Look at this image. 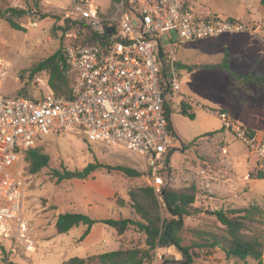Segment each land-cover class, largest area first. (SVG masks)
Listing matches in <instances>:
<instances>
[{"label": "rangeland", "instance_id": "374dc122", "mask_svg": "<svg viewBox=\"0 0 264 264\" xmlns=\"http://www.w3.org/2000/svg\"><path fill=\"white\" fill-rule=\"evenodd\" d=\"M16 1L18 6L29 11L16 18L26 30H17L0 17V55L11 62L4 90L9 95L21 92L37 94L40 91L37 77H45L48 72L41 71L30 78L29 69L63 47L66 37L61 9L71 5V1L38 0L37 5L35 0ZM96 2L102 10L115 4L114 0ZM188 2L199 14L216 13L223 19L242 20L253 28V31L222 32L189 40L178 49L179 63L183 65L179 67L181 96L174 98L169 106L171 123L184 145L172 158L165 187L177 190L196 187L194 206L199 212L185 218L181 233L183 243L191 245L206 243L204 239H210V233H224L225 226L215 214L218 209L258 204L264 210V178L250 181L249 177L250 172L257 174L262 169V163L228 129L205 135L224 127L216 114L221 110L229 111L236 122L264 135V88L232 78L233 72L264 75V5L261 0ZM7 4L12 5V2L7 0ZM44 13L50 15L43 17ZM173 35L176 36L175 33ZM227 53L230 54L229 68L218 67ZM186 97L201 103L189 105L196 114L195 119L181 111ZM197 137L195 144H191ZM38 147L48 153L51 160L47 167L35 174L29 172L26 164L27 184L23 203L24 215L33 224V239L37 247L35 251L27 250L16 238L0 237V264L7 259L19 264H68L74 256L85 257L122 246L146 245L145 237L134 227L120 235L113 227L101 222L102 219L133 214L129 191L149 185L143 157L119 146L91 143L84 133L76 130L47 135ZM225 148L227 153L223 151ZM96 162L105 166L86 176L85 168ZM117 165L137 168L143 174L130 177L120 170L111 169ZM55 169L63 173L71 171L74 175L60 180ZM63 212L88 214L94 219L93 226L102 223L103 226L94 232L102 236V241L88 250L84 248L81 245L85 239L82 238L86 229L84 225L67 233H57L55 222ZM164 215L169 216V213L164 210ZM249 225L250 233L264 240V212ZM160 248L162 257L157 262L153 257L146 264H181L179 261L183 256L178 249L174 246ZM195 250L201 257L194 264H258L252 257L247 260L228 259L219 246H202Z\"/></svg>", "mask_w": 264, "mask_h": 264}, {"label": "built area", "instance_id": "2783aa9c", "mask_svg": "<svg viewBox=\"0 0 264 264\" xmlns=\"http://www.w3.org/2000/svg\"><path fill=\"white\" fill-rule=\"evenodd\" d=\"M69 1L61 15L69 26L63 50L71 96L56 93L49 74L37 77V94L5 93L11 62L0 55V237L16 238L31 251L34 228L23 212L29 149L47 135L76 130L91 143L130 150L144 158L148 184L161 198L172 158L183 147L166 109L181 96L179 47L222 32L253 31L242 20L199 14L188 0H118L106 10L96 0ZM184 103L201 105L192 97ZM216 114L263 168L264 135L227 110Z\"/></svg>", "mask_w": 264, "mask_h": 264}, {"label": "trees", "instance_id": "16d2710c", "mask_svg": "<svg viewBox=\"0 0 264 264\" xmlns=\"http://www.w3.org/2000/svg\"><path fill=\"white\" fill-rule=\"evenodd\" d=\"M37 2L38 0H35L36 5L38 4ZM261 2L264 5V0H261ZM28 11L26 8H19L7 4V0H0V17L5 18L17 30H26L16 18L22 17ZM48 15L50 14L44 13L43 17ZM62 28L67 30L69 26L65 25ZM229 61L230 54L227 53L224 62L218 65V67L229 68ZM178 66L182 67L183 65L178 63ZM211 67L215 68L216 65H212ZM189 68L190 70L193 69L192 66ZM41 71L48 72L50 86L56 93L71 96V77L67 72L68 64L63 47L57 49L51 56L33 65L29 69L30 78H33ZM232 78H237L247 84H256L264 88V75L260 73L243 75L233 72ZM25 93L21 92L19 94L28 95ZM166 109L171 118L169 103L166 104ZM181 111L191 119L196 118L195 112L185 103H182ZM223 129L226 128L223 127L220 130L212 131L205 135H211ZM198 138L191 141V144H195ZM26 160L29 172L35 174L49 165L51 157L41 147L36 146L27 151ZM102 166L105 165L98 162L90 163L85 168L86 176ZM263 168L257 174L250 172L249 177L251 179H263ZM111 169L120 170L130 177H138L143 174L139 169L126 165H117L111 167ZM55 174L60 180L70 179L74 175L71 171L63 173L58 169H55ZM163 191L165 193L160 198L154 187L150 185H143L131 189L129 195L133 202V214L129 217L106 218L101 220L102 223L113 227L120 235L125 234L130 228L134 227L145 237L146 245L144 247L122 246L116 250L105 251L86 257L75 256L69 259L68 264H145L147 260L153 259L157 248L171 246H174L182 254L183 258L179 261L181 264H194L195 260L201 257L195 249L202 246L211 248L219 246L225 252L228 259L239 258L241 260H247L249 257H252L257 260L258 264H263L264 240L255 234H251L249 230V224L256 221L257 217L264 212L260 205L228 206L227 208L218 209L215 214L217 219L225 226L224 233H210V239H204L206 243L197 242L186 245L183 243L184 238L181 234L185 226V218L199 212V209L194 206L197 198L196 187L193 186L185 190L163 187ZM164 210L169 213V216L164 215ZM93 224L94 219L88 214L81 212H63L57 218L56 228L58 233L61 234L67 233L80 225H84L86 226L82 237L84 238L90 233ZM2 264L19 263L7 259Z\"/></svg>", "mask_w": 264, "mask_h": 264}, {"label": "crops", "instance_id": "0c3cea01", "mask_svg": "<svg viewBox=\"0 0 264 264\" xmlns=\"http://www.w3.org/2000/svg\"><path fill=\"white\" fill-rule=\"evenodd\" d=\"M11 2H12V5L13 6H15V7H19V8H22V7H20V6H18L17 4H16V0H10ZM44 1V0H43ZM43 4V3H42ZM238 123V122H237ZM240 125H242V126H245V127H248V128H250L249 126H247V125H245V124H240ZM251 129V128H250ZM262 168V167H261ZM254 180H259V179H254ZM250 181H252V179H250ZM102 227L103 225H102V223L101 224H99L98 226H93L92 227V229H91V231H90V233L85 237V239H83V242H82V244L81 245H84L85 247L84 248H86L87 250L88 249H90V248H93V247H95L96 245H98L101 241H102V236H100L98 233H97V231H96V233H94L95 232V230L98 228V227ZM55 228H56V222H55ZM116 231V230H115ZM57 233H58V231H57ZM54 239V238H53ZM161 249V248H160ZM89 255H91V254H88L87 256H89ZM75 257V256H74ZM79 257V256H78ZM81 257H84V256H81ZM86 257V256H85Z\"/></svg>", "mask_w": 264, "mask_h": 264}, {"label": "water", "instance_id": "95a60500", "mask_svg": "<svg viewBox=\"0 0 264 264\" xmlns=\"http://www.w3.org/2000/svg\"><path fill=\"white\" fill-rule=\"evenodd\" d=\"M164 193H165V192L163 191V195H164ZM97 221H99V220H96V222H97Z\"/></svg>", "mask_w": 264, "mask_h": 264}]
</instances>
